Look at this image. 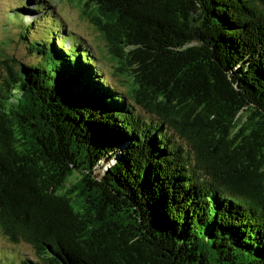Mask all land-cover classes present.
Instances as JSON below:
<instances>
[{
    "label": "trees",
    "instance_id": "16d2710c",
    "mask_svg": "<svg viewBox=\"0 0 264 264\" xmlns=\"http://www.w3.org/2000/svg\"><path fill=\"white\" fill-rule=\"evenodd\" d=\"M84 7L111 76L51 0L11 14L29 55L0 51V229L37 257L0 264H264V0ZM65 154L103 182L68 185ZM111 189L168 263L131 239Z\"/></svg>",
    "mask_w": 264,
    "mask_h": 264
},
{
    "label": "rangeland",
    "instance_id": "374dc122",
    "mask_svg": "<svg viewBox=\"0 0 264 264\" xmlns=\"http://www.w3.org/2000/svg\"><path fill=\"white\" fill-rule=\"evenodd\" d=\"M51 1L55 5V17L57 18L54 25L59 24L60 27H63L62 24L66 25L73 42L78 45H86L87 51L96 53L102 60L105 74L109 76L113 75L115 68L111 60H109L111 58L109 48L105 46L104 38L100 31L90 22L85 14V0ZM22 2L23 0H0V51L3 56L15 55L25 63L28 61L27 57L29 55L26 48L28 42L22 40L20 26L12 20L11 14L21 12V16L24 17L26 23H29L37 15L30 16L27 13L19 11L18 7ZM30 4H33V1H30ZM52 11L54 12V10ZM49 15L52 16V14ZM44 24L45 29L53 27L48 21H41L34 23V31L36 33H43ZM37 57L38 55L34 56V60ZM7 114L9 115L10 113ZM97 170V173L102 174V169L98 168ZM71 182H73V178L70 179L69 184ZM26 256L31 258L37 257L33 247L23 241L20 243L11 242L0 229V257L2 260L18 261Z\"/></svg>",
    "mask_w": 264,
    "mask_h": 264
},
{
    "label": "water",
    "instance_id": "95a60500",
    "mask_svg": "<svg viewBox=\"0 0 264 264\" xmlns=\"http://www.w3.org/2000/svg\"><path fill=\"white\" fill-rule=\"evenodd\" d=\"M49 125H51L50 127H51L52 137H48L46 134L45 139L48 145L51 147V149L56 151L55 149L56 144L53 139L56 128L53 126L52 123ZM74 150L75 149L73 148V152ZM59 154L61 156L60 150H59ZM65 156L66 154L62 155L64 161L66 162L65 164H67V169H65V172L67 173L66 170H69L68 167L71 170L70 174L68 175L69 176L68 185H69L70 179L72 178H73V182L70 183L71 185L79 182L83 178H87L90 182H99V183L103 182L102 181L103 174L97 173L98 170L93 171V170H90L86 166L78 167L77 165H75L74 160H72L71 155H67V159ZM111 191L115 195L119 194L113 189H111ZM118 197L122 203L125 216L128 220V223L126 226H128L127 228L130 231L129 233L131 234V239L133 241H136L140 245H142L145 248V250H147L150 254L156 253L158 258L163 259L164 261L168 263V261L166 260V259H169L167 252L165 251L164 248L162 249V247L155 241L156 239L154 238L153 234L146 228V223L145 221H143V216L138 211V209L136 210V208L132 206L133 201L126 195L119 194Z\"/></svg>",
    "mask_w": 264,
    "mask_h": 264
}]
</instances>
